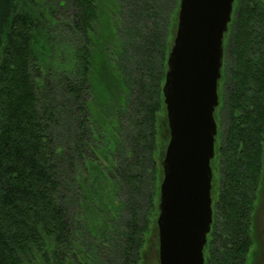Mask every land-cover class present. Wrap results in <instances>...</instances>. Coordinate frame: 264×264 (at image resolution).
<instances>
[{
    "label": "trees",
    "instance_id": "trees-1",
    "mask_svg": "<svg viewBox=\"0 0 264 264\" xmlns=\"http://www.w3.org/2000/svg\"><path fill=\"white\" fill-rule=\"evenodd\" d=\"M111 4L0 0V264H142L159 214L176 16L153 3L127 27ZM225 51L224 95L244 116L264 106V0L235 1ZM244 205L208 264H249L252 194Z\"/></svg>",
    "mask_w": 264,
    "mask_h": 264
},
{
    "label": "water",
    "instance_id": "water-1",
    "mask_svg": "<svg viewBox=\"0 0 264 264\" xmlns=\"http://www.w3.org/2000/svg\"><path fill=\"white\" fill-rule=\"evenodd\" d=\"M234 1L180 0L163 86L170 139L157 217L160 264H205L212 223L214 112Z\"/></svg>",
    "mask_w": 264,
    "mask_h": 264
},
{
    "label": "flooded vegetation",
    "instance_id": "flooded-vegetation-1",
    "mask_svg": "<svg viewBox=\"0 0 264 264\" xmlns=\"http://www.w3.org/2000/svg\"><path fill=\"white\" fill-rule=\"evenodd\" d=\"M178 12L179 9L175 14L176 18L174 19L173 26L171 27L169 22L167 23V60L177 32ZM232 36L233 14L223 39L222 75L219 79L220 101L214 112L217 122V133L215 135V152L210 162L212 168V223L204 247L205 264H208L210 245L211 252H215L217 249L220 233L225 239L231 241L228 230L232 228L231 225L233 223L234 225H241L239 219L240 216L244 215V210L246 208L244 203L248 195L251 194L253 197L251 240L253 242L256 240L255 216H257L260 210L262 196H264L263 103L258 109L254 106L245 108L244 110L247 112L244 116H241L235 113L236 108H231V106L228 105V101L226 100L227 97L224 95L225 83L223 79V66L226 57L225 50ZM164 125H167L166 131L169 135V142L170 131L168 129V119L167 122L164 121ZM239 233V229L233 227V235H240ZM237 241L238 240H236V242ZM251 250L250 248V256L252 254Z\"/></svg>",
    "mask_w": 264,
    "mask_h": 264
},
{
    "label": "rangeland",
    "instance_id": "rangeland-1",
    "mask_svg": "<svg viewBox=\"0 0 264 264\" xmlns=\"http://www.w3.org/2000/svg\"><path fill=\"white\" fill-rule=\"evenodd\" d=\"M152 1L153 3H157L158 6H160V12H159L160 14L163 12V10L165 11V9L168 10L167 13L171 11L172 9H174L173 14L175 15L176 14L175 10L178 11L179 5H180V4L178 6L176 5V3L178 1L180 2V0H157V1L156 0H117V5L114 6V4H111V6L115 7V9L118 7L120 8V12L116 14V19H115L116 22L121 23V25L123 26L127 25L128 27L129 20L133 18L131 25L132 24L137 25L138 24L137 21L140 20V16L143 13V11H146L147 5L154 6ZM62 32L64 36H67L70 33V31L64 30V29ZM64 41L71 42V40L69 39L61 40V42H64ZM102 77L106 79L105 74H103ZM65 137L67 136L65 135ZM156 224H157V219H156ZM255 226H256V233H255L256 240L253 242L251 246L252 254L251 256L249 254V258H250L249 264H264V196H262L260 210L257 216H255ZM141 263L142 264H160L159 231H158V226L156 225L153 226L152 224V226L150 227V231L148 232L147 241L144 246L143 258H142Z\"/></svg>",
    "mask_w": 264,
    "mask_h": 264
}]
</instances>
